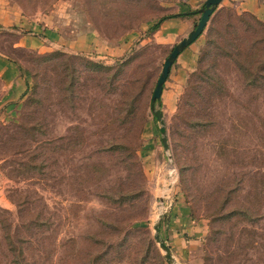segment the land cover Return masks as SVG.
<instances>
[{"label": "rangeland", "instance_id": "obj_1", "mask_svg": "<svg viewBox=\"0 0 264 264\" xmlns=\"http://www.w3.org/2000/svg\"><path fill=\"white\" fill-rule=\"evenodd\" d=\"M3 1L27 21L45 20L64 38L90 32L124 51L108 59L25 51L15 47L16 27H0V56L28 81L24 98L0 119V264H84L102 250L89 242L91 235L101 243L123 237L124 229L108 233V222L133 229L107 257L114 258L109 264H168L152 227L160 218L163 239L173 206L202 233L197 249L181 260L173 256L171 264H264V93L245 87L229 46L253 52L248 47L264 38V30L245 15L257 19L234 5L217 7L214 27L223 41L205 66H212L219 90L193 91L205 31L176 57L154 107L162 114L164 150L150 95L165 58L199 15L171 44L153 41L150 28L189 10L188 0ZM225 13L245 21L233 22L228 35ZM87 63L110 70L94 71ZM6 92L0 80L3 108ZM195 116L209 126L188 129ZM124 195L129 200L121 212ZM241 208L252 214L250 223L241 216L219 219ZM119 252L121 259L115 258Z\"/></svg>", "mask_w": 264, "mask_h": 264}, {"label": "crops", "instance_id": "obj_2", "mask_svg": "<svg viewBox=\"0 0 264 264\" xmlns=\"http://www.w3.org/2000/svg\"><path fill=\"white\" fill-rule=\"evenodd\" d=\"M200 1L202 0H188L189 10H183L180 14L197 10L195 7ZM220 4L229 7L234 5L237 11L249 13L257 20H264V0H222ZM179 17L177 14L175 18L162 21L152 35L153 41L159 44H171L188 33L194 16ZM47 24L45 20L43 24L25 20L18 9L16 10L0 0V27L6 29L14 26L17 28L19 32L15 43L17 48L37 53L55 50L79 54L94 53L100 59H108L124 51V48L118 50L104 46L96 39L95 34L90 32L81 33L71 39L64 38L60 31L55 30L52 26H47ZM128 39L131 40V38ZM0 80L3 88L7 90V100L5 101L7 106L0 107L1 119L6 116L5 111L14 106L16 101L19 103L24 98L27 78L19 72L11 60L0 56ZM174 87L172 86V88ZM161 229L163 230V240L169 247L172 256L177 260L183 259L197 249L198 238L202 233L201 228L190 223L182 208L178 206H173L168 212Z\"/></svg>", "mask_w": 264, "mask_h": 264}, {"label": "trees", "instance_id": "obj_3", "mask_svg": "<svg viewBox=\"0 0 264 264\" xmlns=\"http://www.w3.org/2000/svg\"><path fill=\"white\" fill-rule=\"evenodd\" d=\"M225 14H226L225 15V22H224V27H223V31H225L224 35L230 34L228 32V30H234V23L233 22H237V23L245 22L242 18H239L238 16H231L230 13H225ZM176 16L172 15V16L162 17L150 28V31L155 32L156 29L158 28L159 24L162 21L169 19L171 17H176ZM178 16H180V17H193L194 15H193V12H188L186 14H178ZM217 16H218V11L216 9L209 18V20H210V22L208 21L209 26L206 25V27L203 30V31H205V34H204L205 40H204L203 46L199 52V56H198V60H197V72L193 75L198 84H195L193 91L208 90L209 88H213L214 90L220 89L219 85H218L219 83H218V81H216L213 74H211L212 76L209 75L210 74L209 71H211L212 66H209V67L205 66L206 60L209 58V56H211L213 54L212 51L219 49V46H218L219 42L223 41L222 40L223 34L214 27V23L217 20ZM245 16L250 18L251 20H253V22L256 26H258L264 30V26L259 21L255 20L250 15H245ZM248 28H249V26H248ZM229 46H231L233 48L232 51H234V52H232V55L236 56L234 63L242 75V79H243L245 87H247L249 89L262 90V92L264 93V38L256 39L250 44V46L248 48L250 51H253L250 54H243L241 52L236 51V49L232 45H229ZM49 56H50V54L49 55H41V56H37V57H38V59L45 60ZM229 56H231V55H229ZM87 65L91 66L92 67L91 69L94 71L107 72L110 70L109 67L104 66L101 63H87ZM17 68L20 71V67H18V65H17ZM25 84H26V86H28V81L25 80ZM202 85H205V86H202ZM196 93L199 96L201 94L200 92H197V91H196ZM24 96H25V93H24ZM121 96H122V93H121ZM133 110H134V107H132L131 111H133ZM200 119L201 118H199L197 116L193 117L189 122H187L188 129H190L191 131H196L197 129H205L209 126L208 121H202ZM32 130H33V128H32ZM29 169H33V168H29ZM181 170L182 169L180 168L179 172H181ZM261 176L264 177V174H262ZM262 183H264V182H262ZM126 197H128V195H124L125 200H121L120 205L118 206V209L121 210V212H124V209L122 207V205H123L122 202L129 200V198L126 200ZM234 216H241V217H243L245 222L250 223V220H251L250 217H252V214L249 212L248 209L241 208V210L239 212H237L235 210L227 211L226 213L221 214L219 219L228 220ZM104 225H105L108 233H117V231L119 232L120 230H123V229L125 230V233L123 234V237L120 238V241L115 242V239H111L109 241H102V243L99 242L98 240H96V235H94V234L91 235L89 242L91 244H94V247H100V245H102V247H101L102 250H100L101 252L98 254H88V257H87L86 262L84 264H98L100 261H102V263L106 262L105 264H109L114 258L108 261L107 257L110 258L113 255L114 251L117 250L118 247L119 248L123 247L124 244H126V242L128 240V234H129L128 231H130L132 229L131 224L128 227L124 226V228L123 227L121 228V226L116 228L115 224H113L111 222L105 223ZM150 251H151V244L147 243L146 253L148 254ZM115 258H118V259L122 258L120 252L117 254V257H115ZM159 263L163 264L161 259H160Z\"/></svg>", "mask_w": 264, "mask_h": 264}, {"label": "water", "instance_id": "obj_4", "mask_svg": "<svg viewBox=\"0 0 264 264\" xmlns=\"http://www.w3.org/2000/svg\"><path fill=\"white\" fill-rule=\"evenodd\" d=\"M221 1L222 0H205L203 2L202 8L193 12V14L199 15L195 26L185 38L181 39L177 44L173 46L170 53L165 58L162 64L160 73L157 77V80L151 92L150 100H149V108L152 111L154 120L158 122V124L160 125L158 128V131L160 134V142L164 150H167V144L165 141V134H164L165 130L163 127V122H162V114L159 109H154L155 104L156 103L158 104L159 102L163 83L165 82L167 75L169 73L170 67L175 61L176 57L202 34L204 28L206 27L209 21L210 16L217 9ZM159 229H160V218L152 227L153 241L157 244L158 248L163 253L162 257L165 260V262H167L168 264H171L173 262V256L166 242L162 238L159 237Z\"/></svg>", "mask_w": 264, "mask_h": 264}]
</instances>
